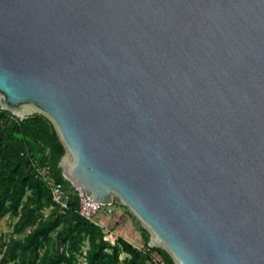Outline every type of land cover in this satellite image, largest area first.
Segmentation results:
<instances>
[{"label": "water", "instance_id": "95a60500", "mask_svg": "<svg viewBox=\"0 0 264 264\" xmlns=\"http://www.w3.org/2000/svg\"><path fill=\"white\" fill-rule=\"evenodd\" d=\"M0 108L173 264H264V0H0Z\"/></svg>", "mask_w": 264, "mask_h": 264}, {"label": "trees", "instance_id": "16d2710c", "mask_svg": "<svg viewBox=\"0 0 264 264\" xmlns=\"http://www.w3.org/2000/svg\"><path fill=\"white\" fill-rule=\"evenodd\" d=\"M63 154L45 117L17 118L0 108V220L16 218L17 235L0 244L1 263L173 264L164 250L148 246L142 228V248L121 237L111 244L102 226L80 216L76 193L58 167ZM50 181L69 190L64 212L52 202Z\"/></svg>", "mask_w": 264, "mask_h": 264}, {"label": "built area", "instance_id": "2783aa9c", "mask_svg": "<svg viewBox=\"0 0 264 264\" xmlns=\"http://www.w3.org/2000/svg\"><path fill=\"white\" fill-rule=\"evenodd\" d=\"M49 185L53 204L58 207L61 212L66 211L69 206V190L60 183H54L50 181ZM71 190L76 193L79 215L104 227L103 224L98 221V217L102 212H106V214L112 213L111 207L114 205L104 206L91 200L88 195L78 189L71 187Z\"/></svg>", "mask_w": 264, "mask_h": 264}, {"label": "crops", "instance_id": "0c3cea01", "mask_svg": "<svg viewBox=\"0 0 264 264\" xmlns=\"http://www.w3.org/2000/svg\"><path fill=\"white\" fill-rule=\"evenodd\" d=\"M111 209L112 214L108 215L106 212H102L98 217V221L104 226L103 228L106 229L108 225L111 224L115 227L116 233H120L119 236L116 237H121L131 244H133L131 240L137 241L138 245H140L141 241L144 243V235L141 231V227L138 226L137 222L130 214L127 211L125 212L122 208H115L112 206ZM123 231L127 232L123 233ZM140 246L137 247L140 248Z\"/></svg>", "mask_w": 264, "mask_h": 264}, {"label": "rangeland", "instance_id": "374dc122", "mask_svg": "<svg viewBox=\"0 0 264 264\" xmlns=\"http://www.w3.org/2000/svg\"><path fill=\"white\" fill-rule=\"evenodd\" d=\"M113 207L122 208L120 205H117V204H115ZM122 209L126 212V209H124V208H122ZM110 214H112V213H110ZM110 214H108V215H110ZM15 222H16V218H13L11 216H6L0 220V244L8 241L12 237H17V235H14V233H13V226H14ZM124 232L125 231H123V233ZM104 233L106 234V237H105L106 240H108L111 244H113L115 242V239L117 238L116 236H119V234H120V233L119 234L116 233L115 227H113L111 224L108 225V228H106V229L104 228ZM18 236L23 237V235H18ZM131 242L133 244H135L134 246H136V247L141 245L140 248H142L144 246L143 241H141L140 245L137 244V241L131 240ZM124 257H125V254H122L121 259H123ZM1 258H2V253H1V249H0V264H2ZM10 264H12V263H10ZM79 264H84L82 258H80Z\"/></svg>", "mask_w": 264, "mask_h": 264}]
</instances>
